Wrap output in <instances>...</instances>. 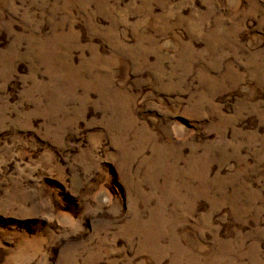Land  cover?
Masks as SVG:
<instances>
[{
  "label": "rangeland",
  "instance_id": "1",
  "mask_svg": "<svg viewBox=\"0 0 264 264\" xmlns=\"http://www.w3.org/2000/svg\"><path fill=\"white\" fill-rule=\"evenodd\" d=\"M0 264H264V0H0Z\"/></svg>",
  "mask_w": 264,
  "mask_h": 264
}]
</instances>
